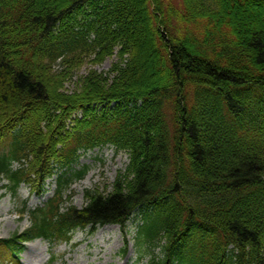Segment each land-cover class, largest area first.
<instances>
[{
  "label": "trees",
  "instance_id": "1",
  "mask_svg": "<svg viewBox=\"0 0 264 264\" xmlns=\"http://www.w3.org/2000/svg\"><path fill=\"white\" fill-rule=\"evenodd\" d=\"M255 27L264 34V0H0V182L15 195L58 182L2 241L15 254L38 237L57 245L79 228L125 229L139 210L142 264H264ZM105 146L129 162L80 208L81 152Z\"/></svg>",
  "mask_w": 264,
  "mask_h": 264
},
{
  "label": "rangeland",
  "instance_id": "2",
  "mask_svg": "<svg viewBox=\"0 0 264 264\" xmlns=\"http://www.w3.org/2000/svg\"><path fill=\"white\" fill-rule=\"evenodd\" d=\"M248 26L254 28L255 24L248 23ZM255 29L254 32L262 35L256 27ZM115 60L116 56L107 58L95 67L100 71H107ZM88 68V65L84 66L82 73ZM128 162V154L123 150L117 151L112 146L97 147L84 152L76 167L88 166V173L84 179L73 185L71 192L73 204L78 207L86 204V189L99 187L102 190H110L119 171L124 170ZM4 183L7 181L0 182V241L30 226V216L21 214L25 202L30 208L43 205L53 196L56 188L55 178L50 177L46 182L45 191L31 192L30 186L23 184L19 193L15 195L1 186ZM140 223L141 214L136 210L125 229L119 224L100 226L93 234L86 229H79L70 243L63 242L54 248L48 240L38 238L26 242L18 256L3 253L1 249L0 264H141L142 262L137 261L135 241ZM126 240H129V247L127 254L124 255ZM52 252L56 255L54 260H52Z\"/></svg>",
  "mask_w": 264,
  "mask_h": 264
}]
</instances>
